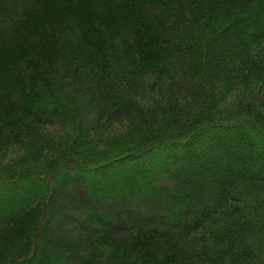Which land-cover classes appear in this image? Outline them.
<instances>
[{
    "label": "trees",
    "instance_id": "trees-1",
    "mask_svg": "<svg viewBox=\"0 0 264 264\" xmlns=\"http://www.w3.org/2000/svg\"><path fill=\"white\" fill-rule=\"evenodd\" d=\"M0 264H264V0H0Z\"/></svg>",
    "mask_w": 264,
    "mask_h": 264
}]
</instances>
